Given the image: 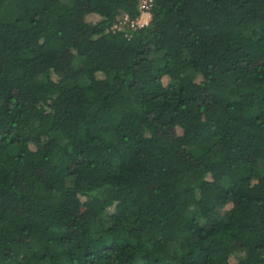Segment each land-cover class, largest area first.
Here are the masks:
<instances>
[{"label": "trees", "instance_id": "obj_1", "mask_svg": "<svg viewBox=\"0 0 264 264\" xmlns=\"http://www.w3.org/2000/svg\"><path fill=\"white\" fill-rule=\"evenodd\" d=\"M150 1L0 0V264H264V0Z\"/></svg>", "mask_w": 264, "mask_h": 264}, {"label": "built area", "instance_id": "obj_2", "mask_svg": "<svg viewBox=\"0 0 264 264\" xmlns=\"http://www.w3.org/2000/svg\"><path fill=\"white\" fill-rule=\"evenodd\" d=\"M138 8L140 11V16L143 15V18H145L142 22L139 23V20H130L128 15H124L120 22H119V27H129L132 30H136L137 28L145 27L149 24L150 19H151V14L149 12V9L152 7L151 1L150 0H138ZM139 16V17H140ZM117 27V26H115Z\"/></svg>", "mask_w": 264, "mask_h": 264}, {"label": "rangeland", "instance_id": "obj_3", "mask_svg": "<svg viewBox=\"0 0 264 264\" xmlns=\"http://www.w3.org/2000/svg\"><path fill=\"white\" fill-rule=\"evenodd\" d=\"M139 16H140V14H139ZM139 16H138L137 20H139V23H140V22H142L145 18H143V15L140 16V17H139ZM244 254H245L244 251H240V252L238 253V256H239V257H243Z\"/></svg>", "mask_w": 264, "mask_h": 264}]
</instances>
